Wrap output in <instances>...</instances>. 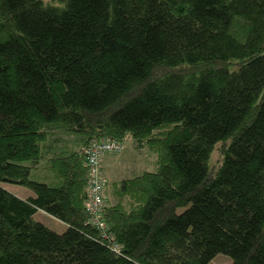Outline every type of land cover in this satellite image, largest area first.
Segmentation results:
<instances>
[{
  "label": "trees",
  "instance_id": "trees-1",
  "mask_svg": "<svg viewBox=\"0 0 264 264\" xmlns=\"http://www.w3.org/2000/svg\"><path fill=\"white\" fill-rule=\"evenodd\" d=\"M103 138L156 165L106 182L104 236ZM0 182L33 193L0 186V264H264V0H0Z\"/></svg>",
  "mask_w": 264,
  "mask_h": 264
},
{
  "label": "rangeland",
  "instance_id": "rangeland-1",
  "mask_svg": "<svg viewBox=\"0 0 264 264\" xmlns=\"http://www.w3.org/2000/svg\"><path fill=\"white\" fill-rule=\"evenodd\" d=\"M110 158V164L106 166L104 171L106 182L108 180L109 183L131 178L145 171L154 172L156 170L155 157L148 156L144 152L137 151L132 145L131 139H127L126 142H124V150L122 152L113 155ZM211 158L212 162H215L217 160V153L214 152ZM0 186L3 189L23 198L33 196L30 189L20 185L0 182ZM105 195L107 203L109 202V204H111V199L109 197L110 190L107 188ZM33 219L55 232H61L63 229L62 224L41 211H37L34 214ZM208 264H231V260L225 255L218 254L212 258Z\"/></svg>",
  "mask_w": 264,
  "mask_h": 264
},
{
  "label": "built area",
  "instance_id": "built-area-1",
  "mask_svg": "<svg viewBox=\"0 0 264 264\" xmlns=\"http://www.w3.org/2000/svg\"><path fill=\"white\" fill-rule=\"evenodd\" d=\"M124 150V143L103 138L91 141L82 150L84 165L86 167L85 200L83 208L87 221L103 233L108 232V227L102 215L106 208V179L103 161L105 158L116 155Z\"/></svg>",
  "mask_w": 264,
  "mask_h": 264
},
{
  "label": "crops",
  "instance_id": "crops-1",
  "mask_svg": "<svg viewBox=\"0 0 264 264\" xmlns=\"http://www.w3.org/2000/svg\"><path fill=\"white\" fill-rule=\"evenodd\" d=\"M110 160H111L110 157L104 159V161H103V168H104V171H105L106 166H108V165L110 164ZM107 182H108V180H107ZM108 183H109V182H108Z\"/></svg>",
  "mask_w": 264,
  "mask_h": 264
}]
</instances>
